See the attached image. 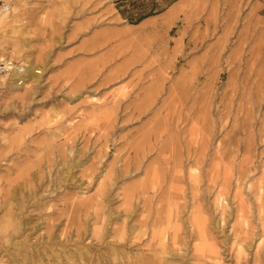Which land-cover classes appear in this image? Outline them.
<instances>
[{"label":"rangeland","instance_id":"rangeland-1","mask_svg":"<svg viewBox=\"0 0 264 264\" xmlns=\"http://www.w3.org/2000/svg\"><path fill=\"white\" fill-rule=\"evenodd\" d=\"M0 11V60L35 67L11 85L16 72L0 73V239L9 209L16 226L3 264H54L52 250L76 247L133 257L156 229L177 232L189 264H264V0H0ZM248 157L261 200L236 187ZM15 246L41 261L14 262Z\"/></svg>","mask_w":264,"mask_h":264},{"label":"bare ground","instance_id":"bare-ground-1","mask_svg":"<svg viewBox=\"0 0 264 264\" xmlns=\"http://www.w3.org/2000/svg\"><path fill=\"white\" fill-rule=\"evenodd\" d=\"M5 7V6H4ZM4 11V10H3ZM0 12H2V11H0ZM0 61H3V62H6V63H8V67L10 68V65H11V62L10 61H6V60H0ZM21 67V70H20V72H18V73H16V74H12L11 76H12V78H10L11 79V81H10V85L13 83V81L14 80H22V82H23V80H25V79H27V77H29V76H34V74H35V71H34V69H35V67H34V65H32V64H26V66L24 67V66H18V67H14L13 66V68L15 69V71L16 70H18L19 68ZM3 76V75H2ZM112 80V79H111ZM21 82V81H20ZM21 82V83H22ZM185 83V82H184ZM17 84V83H16ZM157 84V83H156ZM182 84H183V82H182ZM18 85H20L19 83H18ZM157 85H160V84H157ZM178 87H179V85H178V83L176 84ZM175 84H174V86H176ZM184 85V84H183ZM182 85V86H183ZM177 86H176V88H177ZM181 86V87H182ZM187 86V85H186ZM153 87H156V86H153ZM184 87H185V85H184ZM159 88H161V87H159ZM175 88V87H174ZM157 89H158V86H157ZM183 89V88H182ZM182 89H180L181 91H182ZM186 90H187V88H185ZM152 91L154 90V88L153 89H151ZM177 90H179V89H177ZM177 90L175 91V92H177ZM184 90V89H183ZM156 91V90H155ZM155 91H153V92H155ZM174 91V90H173ZM187 91H189V88H188V90ZM157 93V92H156ZM156 93H155V95H156ZM183 93V92H182ZM154 93H152V95H153ZM151 95V96H152ZM179 95V94H178ZM180 96H182L181 98L179 97L178 99H179V101H177L178 103L180 102V100L183 98V100H181L182 101V103L184 102V99H186L185 98V96H183V94H181V92H180ZM154 97V96H153ZM152 97V98H153ZM174 99V98H173ZM176 100V99H175ZM141 101V100H140ZM143 101V100H142ZM146 101V100H145ZM149 102H151V101H149ZM149 102L148 103H142L141 105H136L135 104V107L137 106V113L138 114H142L144 111H146V108L148 107V104H149ZM174 102V101H173ZM181 103V102H180ZM179 103V104H180ZM139 104V103H138ZM172 104V103H171ZM151 105V104H150ZM149 105V106H150ZM134 109H136V108H134ZM134 112H135V110H133ZM132 111V112H133ZM131 112V113H132ZM162 120V119H161ZM160 120V121H161ZM162 122H160V124H161ZM157 124V123H156ZM165 125V124H164ZM264 126V125H263ZM176 127V126H175ZM158 127H156L154 130H155V132L157 131V130H159V129H157ZM154 132V133H155ZM159 132V131H158ZM154 133H153V135H154ZM157 133H155V135H156ZM158 134H160V133H158ZM158 136V135H157ZM161 136V135H160ZM160 136H158V137H160ZM157 137V138H158ZM154 139H157V138H155V137H153ZM165 146V145H164ZM164 146H161V147H164ZM141 149V148H140ZM158 149V148H157ZM163 149V148H162ZM161 149V150H162ZM159 150V149H158ZM164 151H165V147H164V149H163ZM161 153V152H160ZM158 154H159V151H158ZM255 171H257V168H253V167H251V162H250V158L248 157V158H246L245 159V161H244V167H242L241 168V170L240 171H238L237 172V177H236V187H238V186H240V185H243V187H244V189L245 190H247V191H251L254 195H256V196H258V198L260 199V197H261V187L260 186H262V185H259V188H258V190L257 191H255V190H253V185H252V182L250 181L251 179H252V173L253 172H255ZM263 173V172H262ZM234 175V174H233ZM260 183V182H259ZM132 188V187H131ZM130 188V189H131ZM136 188V187H135ZM133 189L134 191L136 190V189ZM129 189V190H130ZM132 191H130V193H131ZM128 193V192H127ZM249 193V192H248ZM256 199V198H255ZM261 200V199H260ZM259 200V201H260ZM256 201H258V200H256ZM260 202H262V201H260ZM260 202H257V203H260ZM4 205L6 204V202L4 201V203H3ZM258 206H260V205H258ZM6 207H7V204H6ZM13 207V206H12ZM262 207V206H261ZM260 207V208H261ZM259 208V207H258ZM257 208V209H258ZM223 209V208H222ZM238 209V208H237ZM10 210V212H12V210L11 209H9ZM259 210H261V209H259ZM7 211V210H6ZM223 211V210H222ZM238 211V210H237ZM244 211H245V209H244ZM8 212V211H7ZM6 212V213H7ZM10 212L6 215L7 216V218L5 219V221H3L2 220V230L4 231V239H0L3 243H2V246H4V244H8L9 243V241L10 240H7L6 238H9V234H7L8 232L7 231H9L8 229H10L11 228V231L12 230H15V228H16V226H15V223H13L12 222V220H11V216L12 215H9L10 214ZM246 212V211H245ZM239 214V213H238ZM244 215V214H243ZM5 216V217H6ZM14 216V215H13ZM238 216V215H237ZM245 216V215H244ZM3 217V216H2ZM247 217V216H246ZM1 218V217H0ZM13 219V218H12ZM169 219H170V217L168 218V221H169ZM244 219H246V218H244ZM244 219H243V228L245 227H248L249 225H248V223L246 222L245 223V221H244ZM144 221V220H143ZM159 221V220H158ZM162 221V220H161ZM154 222L156 223V221L154 220ZM0 223H1V221H0ZM144 223V222H143ZM151 223V222H150ZM154 223V224H155ZM158 223V222H157ZM156 223V224H157ZM160 223V222H159ZM161 223H163V221L161 222ZM160 223V224H161ZM148 224V223H147ZM153 224V225H154ZM156 224H155V226H156ZM145 225V224H144ZM162 225V224H161ZM19 226V225H18ZM137 225H135V227H132L133 228V230H130V231H133V233H134V238L133 239H135V241H137V243H136V245H140V241H141V238L146 234L145 232H143V231H141L142 229V227H140V229L141 230H138V228L136 227ZM145 226H147V225H145ZM151 227L152 226H150V229H151ZM144 228V227H143ZM148 228V227H147ZM124 229V228H123ZM123 229H122V231H123ZM145 229H146V227H145ZM152 229H154V226L152 227ZM196 230H198L197 231V233H198V235L200 236V237H205V234H206V232H205V225H204V220H199L198 222H197V226H196ZM243 230V229H242ZM10 231V232H11ZM148 231H150V230H148ZM7 232V233H6ZM237 232V231H236ZM247 231H245V233H246ZM243 233H244V231H243ZM130 234V233H129ZM131 235V234H130ZM234 235V234H233ZM247 234H245V236H246ZM242 236H243V234H242ZM1 237H3V236H0V238ZM132 237V236H131ZM147 237H148V240H147V242L144 244V246L146 247L144 250H141V251H139V252H137V254H135L133 257H123L121 254H120V252H118V250H119V247L117 246V247H115V245H112V244H114V243H112L111 245H112V247H115V248H112L111 250H110V252L113 254V255H115L116 257H114V258H108V257H106V258H103L101 255H100V253L101 252H99V253H97V254H95L94 256L93 255H90V253H89V251H88V248H85V247H82V248H79V247H76L74 250H72V252L71 253H69V254H67V251H69V250H62L61 251V253H53V250H52V255L51 254H48L47 255V257H46V259L48 260V262H50V260L51 259H53L54 261H55V263L54 264H73L74 263V259L73 258H75V260H77V259H82V260H85V261H87V262H90L91 264H92V261H94V260H96L97 261V263L96 264H189V262H190V257L188 256V254H187V251H184V252H181L180 253V251H181V249H176L175 248V246L176 245H178L180 242H179V237H178V234H177V232L176 231H174L173 232V234L169 237V238H167V232H166V230L165 229H156V230H153L152 231V233L150 234V236H148L147 235ZM248 237V236H247ZM118 238V237H117ZM123 235H122V233H120V235H119V241H121V240H123ZM132 239V238H131ZM168 239H169V241H170V243H168ZM241 239V238H240ZM247 239L248 238H245L244 237V239L242 240V242H246L247 241ZM12 240V239H11ZM118 240V239H117ZM125 240V239H124ZM0 241V242H1ZM114 242V241H113ZM130 242V241H129ZM11 243V242H10ZM111 243V242H110ZM109 243V244H110ZM120 243V242H119ZM126 243V242H125ZM143 244V243H142ZM122 245H120V247H121ZM123 246H125V245H123ZM131 247V246H130ZM243 247V246H242ZM0 249H1V246H0ZM123 249H125V248H123ZM13 250H14V253L13 254H11V253H9V256L12 258V260L14 261V262H16V263H18V261L19 260H21V261H25L26 263L27 262H33V261H35V260H33V259H36V260H38V261H41V257L39 258L38 257V255L40 254L39 252L37 253V254H35V253H33V252H27V251H25L24 253H22V251L17 247V246H15V248H13ZM109 250V249H108ZM126 250V249H125ZM124 250V251H125ZM195 251H196V248H195ZM94 252V251H93ZM97 252V251H96ZM63 253V255H61ZM125 253V252H124ZM65 254H67L66 256H65ZM72 254V255H71ZM102 254V253H101ZM104 254V253H103ZM118 254H120L121 256L120 257H118L117 255ZM105 255V254H104ZM109 255V254H108ZM61 256H63L62 257V259H60V257ZM105 257V256H104ZM194 257H195V255H194ZM63 258L66 260L65 262H63ZM99 258H102L101 260H97V259H99ZM197 258H199V257H197ZM60 259V260H59ZM56 260H58V261H56ZM2 261V260H1ZM0 261V264H3L2 262ZM34 263V262H33ZM191 264V263H190Z\"/></svg>","mask_w":264,"mask_h":264},{"label":"built area","instance_id":"built-area-1","mask_svg":"<svg viewBox=\"0 0 264 264\" xmlns=\"http://www.w3.org/2000/svg\"><path fill=\"white\" fill-rule=\"evenodd\" d=\"M13 66L14 67H18L17 65H13L11 63L10 68H9L8 67V63L3 62V61H0V73L1 74H9L11 72H16V73L20 72L21 67L18 70L15 71V69L13 68Z\"/></svg>","mask_w":264,"mask_h":264}]
</instances>
